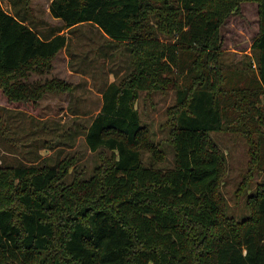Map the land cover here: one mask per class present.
Here are the masks:
<instances>
[{
    "label": "trees",
    "instance_id": "trees-1",
    "mask_svg": "<svg viewBox=\"0 0 264 264\" xmlns=\"http://www.w3.org/2000/svg\"><path fill=\"white\" fill-rule=\"evenodd\" d=\"M10 2L11 14L0 4V90L10 102L70 89L57 78L30 80L67 49L64 29L94 26L108 48L124 45L131 70L102 89L84 128L89 150L107 152L88 179L65 183L69 163L0 164V264H264V183L248 193L246 218L228 215L226 161L210 137L246 139V193L264 173V0H51L63 23L52 30L28 24L29 0ZM243 2L257 4L258 35L245 65L230 69L220 62V28ZM169 89L174 166L163 170L142 162L144 150L162 154L135 103L141 91Z\"/></svg>",
    "mask_w": 264,
    "mask_h": 264
},
{
    "label": "rangeland",
    "instance_id": "rangeland-1",
    "mask_svg": "<svg viewBox=\"0 0 264 264\" xmlns=\"http://www.w3.org/2000/svg\"><path fill=\"white\" fill-rule=\"evenodd\" d=\"M51 0H29V25L38 30L63 27L59 19L50 15ZM2 8L13 13L10 0H0ZM258 8L253 2H243L236 14H231L220 28L222 39L220 62L224 67H242L251 53L248 48L258 35ZM68 39L67 49L61 50L52 60V68L43 75L33 74L32 81L57 78L69 90L46 92L36 102H10L0 90V164L17 166L34 164L58 167L71 166L65 183L75 178L88 179L100 165L106 151L92 152L86 145L84 128L99 112L101 91L109 83L120 81L131 70L130 54L123 44L110 45L108 40L92 25L84 24L64 29ZM159 41L173 43V36L156 34ZM107 51L105 55L100 48ZM264 108V95L261 96ZM175 91H141L136 101L141 124L149 131L150 139L157 145L162 160L142 151V162L147 167L171 169L174 150L169 142L170 124L168 110L174 104ZM210 137L220 148L226 161L225 175L220 192L227 205V213L236 220L249 215L246 200L258 184L264 183V173H256L249 190H242L248 172V146L237 132H211Z\"/></svg>",
    "mask_w": 264,
    "mask_h": 264
},
{
    "label": "crops",
    "instance_id": "crops-1",
    "mask_svg": "<svg viewBox=\"0 0 264 264\" xmlns=\"http://www.w3.org/2000/svg\"><path fill=\"white\" fill-rule=\"evenodd\" d=\"M258 24V23H257ZM251 44H252V42H251ZM251 46V45H250ZM248 50H250V47L248 48Z\"/></svg>",
    "mask_w": 264,
    "mask_h": 264
}]
</instances>
